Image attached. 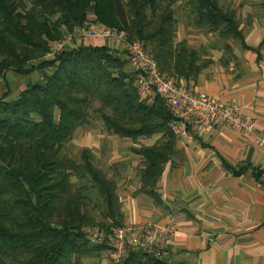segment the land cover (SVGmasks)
<instances>
[{
  "label": "trees",
  "instance_id": "trees-1",
  "mask_svg": "<svg viewBox=\"0 0 264 264\" xmlns=\"http://www.w3.org/2000/svg\"><path fill=\"white\" fill-rule=\"evenodd\" d=\"M178 12L223 44L197 49L179 40ZM93 25L142 45L166 79L190 87L214 63V50L233 58L235 44L251 49L227 0H0V82L10 72L51 70L18 100L0 99V264H100L110 257L109 235L127 225L122 184L135 183L140 194L162 203L156 189L177 155L174 119L163 100L143 102L127 62L109 46L47 58ZM98 120L104 136L133 144L137 166L122 160L105 170V152L71 149L76 135ZM132 168L137 174L130 176ZM89 231L104 241L92 242ZM120 264L173 263L132 252Z\"/></svg>",
  "mask_w": 264,
  "mask_h": 264
},
{
  "label": "crops",
  "instance_id": "crops-1",
  "mask_svg": "<svg viewBox=\"0 0 264 264\" xmlns=\"http://www.w3.org/2000/svg\"><path fill=\"white\" fill-rule=\"evenodd\" d=\"M227 1L238 10L241 29L251 49L235 44L233 58L232 54L224 56L214 50V63L191 88L227 104L243 106L245 117L255 124L254 135L261 138L264 137V0ZM82 46H88L86 41L75 39L68 49ZM50 71L8 73L7 79L0 82V99L18 100L31 85L44 82ZM96 132L91 129L78 138L79 149L99 152L105 138ZM110 139L114 147L127 141ZM156 141L154 138L148 144ZM118 151L115 147V152ZM176 153L156 189L161 204L149 195L140 194L138 186L122 193L126 224L153 222L170 227L174 233L171 238L165 237L162 250L173 264H264V149L245 131L218 127L195 140H177ZM118 162L113 159L110 165ZM100 264L111 262L105 260Z\"/></svg>",
  "mask_w": 264,
  "mask_h": 264
},
{
  "label": "built area",
  "instance_id": "built-area-1",
  "mask_svg": "<svg viewBox=\"0 0 264 264\" xmlns=\"http://www.w3.org/2000/svg\"><path fill=\"white\" fill-rule=\"evenodd\" d=\"M91 37L110 39L127 50L131 73L135 78L137 92L143 102L153 104L157 98L163 100L170 110L173 121L170 128L177 140H195L203 137L211 128L225 127L233 131H245L255 144L264 149V137H256L255 124L245 117L244 108L236 103L227 104L205 93L195 92L188 84H176L161 73L158 63L137 43L128 44L124 34L118 35L103 26H91L77 30L64 42L57 45L49 57L64 52L75 39ZM174 231L157 223L127 224L118 228L108 237L111 247L110 258L114 264L123 262L132 252H144L164 259L162 244L165 237L171 238ZM94 243H101L104 237L93 231L88 232ZM165 260V259H164Z\"/></svg>",
  "mask_w": 264,
  "mask_h": 264
},
{
  "label": "rangeland",
  "instance_id": "rangeland-1",
  "mask_svg": "<svg viewBox=\"0 0 264 264\" xmlns=\"http://www.w3.org/2000/svg\"><path fill=\"white\" fill-rule=\"evenodd\" d=\"M179 13V17H180V20L183 22L180 30H179V40H182L183 38H189V43L191 45L192 48H197L199 49L203 43L205 45H208L209 44V41H212V43H216V44H223L222 42L218 41V39H210L207 35L203 34L202 32H199L198 30L194 29L192 26H191V23L189 24V17L185 16V17H181L184 16L183 14L180 15V12ZM93 26H99V25H93ZM102 26V25H100ZM91 27V26H90ZM104 27V26H103ZM89 28V27H87ZM188 32H190L191 34H188ZM204 36V40L202 37ZM78 40H81V41H86V44L89 46L90 44L92 43H95V45H98V46H109L111 51L113 52L114 55H119L123 60H125V62H127V66H126V69L128 72H131V65H130V58L128 56L129 52L125 49H119V44H115L113 43L110 39H96V38H91V37H83V38H79ZM67 49L69 47H66ZM48 59H53L55 58V56H52V57H47ZM135 81V79H134ZM91 129H94L96 130L97 132L96 133H101L103 134L104 130H103V124L101 121H96L95 124L91 127ZM90 129V130H91ZM86 135V134H85ZM81 136H84L82 134H77L72 145H71V149L74 150L75 152H78L80 149V147L78 146V143H76V140L78 138H80ZM103 137L105 138L103 140L104 142V145L103 147L100 149V151L98 153H101V152H105L102 155V160L104 162V169L106 170V167H108V165H110V161H113L116 160L117 162L118 161H122V160H127L128 162H136V165H138V162L140 163V159L138 158H135L134 156L131 155V152L129 150V148L133 145L130 141H124V142H118V144L115 145L116 148H118V153L115 152V147L113 145V142L111 141L110 138L112 137H107V136H104ZM119 141V139H117ZM130 142V143H129ZM112 144V145H110ZM151 144V143H149ZM83 149V148H82ZM114 155H117V156H114ZM110 160L108 163L107 161ZM101 162V161H100ZM108 164V165H106ZM132 174L136 175L137 173L135 172V170L132 168L131 170V173H130V176H132ZM127 184V181L122 184L121 188V196H122V193L127 189V190H131L133 189L134 187H136L135 183H131L129 182L128 186L126 185ZM127 188H126V187ZM164 226V225H163ZM109 246V245H108ZM110 247V246H109ZM110 250H111V247H110ZM109 256H110V252H109ZM110 258V257H109ZM109 258L107 260H109ZM111 259V258H110ZM166 261L170 262L169 260H167V258L165 257L164 258ZM97 263L96 261H85L84 264H95Z\"/></svg>",
  "mask_w": 264,
  "mask_h": 264
}]
</instances>
